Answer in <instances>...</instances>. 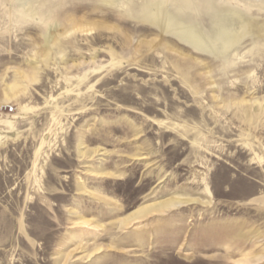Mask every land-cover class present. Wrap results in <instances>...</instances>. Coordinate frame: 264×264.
I'll return each mask as SVG.
<instances>
[{
	"label": "rangeland",
	"instance_id": "obj_1",
	"mask_svg": "<svg viewBox=\"0 0 264 264\" xmlns=\"http://www.w3.org/2000/svg\"><path fill=\"white\" fill-rule=\"evenodd\" d=\"M223 1L250 25L227 60L149 22L198 2L207 35ZM255 27L264 0H0V264H264ZM173 196L198 201L125 224Z\"/></svg>",
	"mask_w": 264,
	"mask_h": 264
},
{
	"label": "bare ground",
	"instance_id": "obj_2",
	"mask_svg": "<svg viewBox=\"0 0 264 264\" xmlns=\"http://www.w3.org/2000/svg\"><path fill=\"white\" fill-rule=\"evenodd\" d=\"M197 3L198 2L191 4H182L178 7L179 9L177 10V12L173 13V15L170 13H160L159 7H155L154 12L151 14V18H149V22H154V25L161 32V35L168 34L174 37V39L184 44L197 54H206L215 58L218 57V59L220 60H227L229 58V52L234 49L241 41L246 39V37L249 35L250 25L248 23H245V20H243L238 14L234 12L226 16L225 14L220 16L221 13L227 12V8L225 7L232 8L231 6L226 4V2L216 6L209 4L204 8V10L206 11L204 16L208 20V24L210 26V29L207 30V35H205L194 25L185 24L186 22H190V20L193 19V7L197 5ZM213 8L214 11L212 12ZM136 13L137 12L133 11L131 15H134ZM216 13L218 14V16L215 19L212 18L211 15H214ZM181 21L185 23H182ZM255 28L259 32V36L264 35L262 29H259L258 27ZM162 41L163 39H159L158 42L152 41L150 45H161L163 44ZM262 42V44H264V41ZM119 63L120 61L116 62L115 65ZM232 96L236 97L237 95L232 94ZM239 102V104L242 106L244 103H247V100L242 97L239 99ZM2 105L5 106L7 104ZM242 111H244L243 116L247 117L248 108L243 109ZM12 124L13 123L11 122L4 123V125L10 127L12 126ZM2 133L3 132L0 131V140L2 139ZM96 152L97 150H94V153ZM258 161H262L261 157H258ZM100 175L111 176L113 174L111 172H105L101 173ZM205 189L206 190L204 194L209 195L210 192L208 188ZM84 192L85 194L90 193L87 190H84ZM195 201L198 200L173 196L149 206H142L139 207L134 213L129 215V217L125 221V224H129L135 220L141 219L151 214H162L163 212H169L182 205H187ZM80 223L84 226H88L89 221L81 220ZM254 263H256V261L252 260L251 264Z\"/></svg>",
	"mask_w": 264,
	"mask_h": 264
},
{
	"label": "built area",
	"instance_id": "obj_3",
	"mask_svg": "<svg viewBox=\"0 0 264 264\" xmlns=\"http://www.w3.org/2000/svg\"><path fill=\"white\" fill-rule=\"evenodd\" d=\"M6 108H7V107H6ZM6 108H5V109H6ZM7 109H8L9 112H12V108H11V107H8Z\"/></svg>",
	"mask_w": 264,
	"mask_h": 264
}]
</instances>
